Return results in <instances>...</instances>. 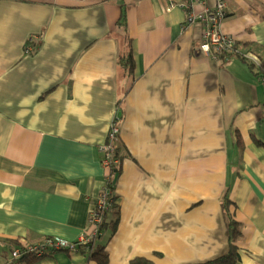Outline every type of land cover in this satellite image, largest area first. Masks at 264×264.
Listing matches in <instances>:
<instances>
[{
	"label": "crops",
	"instance_id": "obj_1",
	"mask_svg": "<svg viewBox=\"0 0 264 264\" xmlns=\"http://www.w3.org/2000/svg\"><path fill=\"white\" fill-rule=\"evenodd\" d=\"M226 2L237 53L213 59L166 0H0V264L16 245L88 235L115 116L119 223L94 243L109 264L223 256L225 200L240 264H264V84L250 66L264 61V0ZM20 264L98 263L61 251Z\"/></svg>",
	"mask_w": 264,
	"mask_h": 264
},
{
	"label": "built area",
	"instance_id": "obj_2",
	"mask_svg": "<svg viewBox=\"0 0 264 264\" xmlns=\"http://www.w3.org/2000/svg\"><path fill=\"white\" fill-rule=\"evenodd\" d=\"M209 1H213L210 6ZM168 11L176 8L187 12L185 25L192 27L200 25L203 29V42L201 51L213 59L231 56L237 53V41L224 34L221 24L227 17L228 5L226 0H166ZM200 8V10L198 9ZM264 84V77L262 78ZM120 116H115L109 129L107 142L102 148L104 153V167L109 171L107 184L103 193L97 199L90 214V231L88 235L81 237L77 242L71 243L62 239L48 238L39 245H23L14 248L9 264H19V260L27 254H35L38 258L53 256L61 251L77 252L80 247L95 243L102 235V225L105 214L115 205L113 195L114 170L120 166V161L115 157L119 147Z\"/></svg>",
	"mask_w": 264,
	"mask_h": 264
},
{
	"label": "trees",
	"instance_id": "obj_3",
	"mask_svg": "<svg viewBox=\"0 0 264 264\" xmlns=\"http://www.w3.org/2000/svg\"><path fill=\"white\" fill-rule=\"evenodd\" d=\"M246 60L245 58H243ZM122 66L132 72L134 70V59L131 51L121 59ZM251 68L257 69L258 75L263 78L264 77V61L261 62L259 66L250 63ZM115 157L120 161V166L114 170V174L121 172V166L123 160L125 158V150L122 146H119L115 152ZM113 190L115 192V187L113 186ZM113 199H115V205L105 214L104 223L102 225V230L106 229L107 231H111L112 235L117 231L118 223H119V205H118V197L113 195ZM224 209L229 219V233H228V251L223 256L207 261L199 264H240L241 255L239 243L243 237L242 225L235 220L232 212H231V202L229 200H225ZM108 215H111L110 221H106ZM21 245H16L15 248L20 247ZM14 249V248H13ZM12 249V251H13ZM11 251V253H12ZM80 251H84L89 253V257L95 260L98 264H109V256L105 252V248L100 247L95 249L94 243H90L89 245L80 247ZM38 258L35 254H27L23 256L19 260V264L25 259H36ZM135 264H153L149 261L138 259L134 261ZM9 264V263H8Z\"/></svg>",
	"mask_w": 264,
	"mask_h": 264
}]
</instances>
